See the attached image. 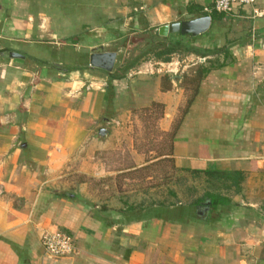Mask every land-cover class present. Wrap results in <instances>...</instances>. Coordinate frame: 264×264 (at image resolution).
<instances>
[{
  "label": "crops",
  "instance_id": "1",
  "mask_svg": "<svg viewBox=\"0 0 264 264\" xmlns=\"http://www.w3.org/2000/svg\"><path fill=\"white\" fill-rule=\"evenodd\" d=\"M215 1L0 0V264H264V0L256 16L210 18L197 43L220 50L204 58L148 55L111 82L89 67L94 47L115 52V68L107 47L214 13ZM214 59L176 120L182 76ZM151 103L164 107L176 168L203 189L172 205L99 196L90 179L113 173L107 158L123 150L130 112ZM55 231L72 255L45 253Z\"/></svg>",
  "mask_w": 264,
  "mask_h": 264
},
{
  "label": "rangeland",
  "instance_id": "2",
  "mask_svg": "<svg viewBox=\"0 0 264 264\" xmlns=\"http://www.w3.org/2000/svg\"><path fill=\"white\" fill-rule=\"evenodd\" d=\"M121 44L122 42H118V45L107 47L109 50L115 47L121 65L138 55L143 46L139 36H130L125 48L119 47ZM214 62L219 63L218 60H210L206 63L207 67H211ZM197 67L190 68L191 73ZM181 81L178 87L180 91L182 90V95L180 91L177 94L181 95L183 104L178 110L176 120L184 113L188 100L193 94L189 87L181 86L185 82L184 76ZM160 105L155 107L150 104L130 112L137 120L131 123L129 132L125 134L123 150L113 152L110 158H107L113 173L106 178L89 181L96 194L101 197L103 195L115 197L119 194L130 199L138 195L141 202L149 201L141 205L154 203L172 205L176 201L183 202L190 199L198 190L203 189V183H199L202 180L181 173L176 168L174 159L170 157L173 141L170 133H165L158 125L164 111L163 105ZM134 158L140 159L134 161ZM137 165L142 166L128 172L122 170L123 167L132 169Z\"/></svg>",
  "mask_w": 264,
  "mask_h": 264
},
{
  "label": "trees",
  "instance_id": "3",
  "mask_svg": "<svg viewBox=\"0 0 264 264\" xmlns=\"http://www.w3.org/2000/svg\"><path fill=\"white\" fill-rule=\"evenodd\" d=\"M221 14L224 13H214L211 12L209 15L206 13H202L203 16H210L212 21L220 19L222 16ZM206 35V33H204ZM200 36V35H199ZM199 36L192 37L190 35H181L179 33L176 34H170L168 36H159L157 32L153 33L152 30L146 31L141 37V41L143 42V46L140 49V53L136 55L135 57L124 61V64H120V57L118 58V64H116V67L114 70L110 73H107L109 82L111 80H120L125 78L127 73L136 67L138 64L146 60L148 55H152L156 60H159L161 62H168L170 60V56L173 54H191L199 58H204L210 54H213L214 52L220 50V48L216 47L213 42H206V45L203 46L201 43L198 42ZM199 44V45H197ZM126 45H124L122 48H125ZM210 71L208 67H205L204 65H199L197 69L195 70L192 77H185L184 81L188 83L189 88L192 90L191 98L188 100L187 106L191 103L192 98L195 96L199 89V85L201 80L207 75V73ZM163 81L168 82V85L161 86V90L165 91L170 88V78L167 76H164L162 78ZM184 82V83H185ZM166 87V88H165ZM152 106L160 107L161 105L158 103H151ZM195 174L198 172H202L206 175H213L214 170L208 169L205 171H193ZM212 177V176H210ZM230 178V177H228Z\"/></svg>",
  "mask_w": 264,
  "mask_h": 264
},
{
  "label": "water",
  "instance_id": "4",
  "mask_svg": "<svg viewBox=\"0 0 264 264\" xmlns=\"http://www.w3.org/2000/svg\"><path fill=\"white\" fill-rule=\"evenodd\" d=\"M211 19L208 16L198 17L195 19L181 21L179 23L163 26L158 29L160 36H167L169 34L179 33L181 35H190L192 37L199 36L206 33L209 30ZM12 57H16L15 54H10ZM116 60L115 52H103L102 47H94L90 51L89 55V67L94 69H100L107 73L112 72ZM101 137L106 135V131L101 129L99 131Z\"/></svg>",
  "mask_w": 264,
  "mask_h": 264
},
{
  "label": "built area",
  "instance_id": "5",
  "mask_svg": "<svg viewBox=\"0 0 264 264\" xmlns=\"http://www.w3.org/2000/svg\"><path fill=\"white\" fill-rule=\"evenodd\" d=\"M258 0H216L213 11L216 13L230 14L236 8L250 7L252 15H257L256 4ZM42 246L45 253L51 257L62 258L75 252L72 239L63 232L55 231L46 233L42 238Z\"/></svg>",
  "mask_w": 264,
  "mask_h": 264
}]
</instances>
